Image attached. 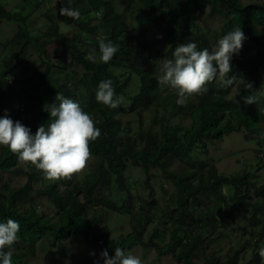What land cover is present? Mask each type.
Returning a JSON list of instances; mask_svg holds the SVG:
<instances>
[{
	"label": "trees",
	"instance_id": "1",
	"mask_svg": "<svg viewBox=\"0 0 264 264\" xmlns=\"http://www.w3.org/2000/svg\"><path fill=\"white\" fill-rule=\"evenodd\" d=\"M33 1L36 7L44 2ZM19 7L20 10H11L0 0V23L18 27L14 36L3 43L8 53L0 60V114L9 110L16 95L19 105L8 115L34 134L50 120L45 106L53 104L61 92L81 105L101 135L90 142L95 162L83 183L74 175L70 180H61L63 190L58 183L34 189V181L47 180L43 173L37 168L23 172L18 156L0 146V222L11 218L20 224L18 242L13 245V264H32L45 241L58 243L66 250L67 241L82 237L96 246V256H83L70 264H104L100 255L103 250L114 256L116 247L127 253L138 246L154 247L159 256L172 255L179 264H242L244 251L252 246L250 241L239 240V248L231 247L225 260L220 254L224 248L216 250L210 245L214 241L222 244L228 238L223 229L230 225L235 228L234 221L244 218L247 225L243 233L255 238L253 257L245 264H260L264 201L259 200H264V183L252 180L248 170L240 174L222 173L204 156L208 144L235 131L243 132L245 138L254 142L264 139V96L262 105H258L257 98V86L264 76V2L73 0L72 7L79 10L80 19L60 16L45 29L29 26L31 12L36 8L26 4ZM207 10L222 19L220 29L212 35L199 22ZM96 11L100 14L96 15ZM127 16L131 17L130 23ZM101 27L110 29L99 34ZM150 27L156 31L152 39L145 35ZM237 27L253 43L254 54L236 65L232 59L233 71L229 76H242L252 84V89L246 90L243 85L239 89L236 85L226 88L217 79L206 85L207 92L188 97L186 105H178L176 90L162 88L158 83L162 60L172 58L175 47L181 43L195 42L198 50L211 49L219 38ZM64 29L76 31L70 36ZM101 39L118 47L108 63L98 59ZM42 40L56 50L44 48ZM160 43L161 48L154 50ZM32 49L36 58L30 57ZM91 50L96 51V63L85 58ZM26 60L30 61V73L17 82L14 62ZM72 61L81 72L71 67ZM109 79L116 95L124 97L115 109L96 100L99 82ZM247 95L255 96L256 102L245 104L243 97ZM144 110L152 112L146 128L133 130L120 118L129 112L141 116ZM176 116H188L191 122L173 123ZM130 165L144 172L142 183L151 191L150 198L136 196L135 186L127 177ZM19 171L29 177L25 184L15 187L1 182L3 175ZM158 172L170 184L163 185L164 193H169L163 202L157 201L151 185ZM40 191L48 196L54 216L38 209L36 193ZM252 194L259 199L253 200ZM101 208L116 214L134 211L133 230L113 236L110 225L100 226L97 212ZM154 222V229L146 238L148 227Z\"/></svg>",
	"mask_w": 264,
	"mask_h": 264
},
{
	"label": "clouds",
	"instance_id": "2",
	"mask_svg": "<svg viewBox=\"0 0 264 264\" xmlns=\"http://www.w3.org/2000/svg\"><path fill=\"white\" fill-rule=\"evenodd\" d=\"M60 2L66 6L59 8V15L80 19L79 10L72 7L73 0ZM246 39L244 32L237 27L219 38L211 49L205 47L198 50L195 42L181 43L175 47L172 58L162 60L158 83L162 88L176 90L178 105H186L188 97L204 94L208 90L206 85L217 79L226 88L236 85L239 89L243 85L246 90H251L252 84L242 76H229L233 71L232 57L239 53ZM117 51L118 47L112 41L101 39L98 59L108 63ZM85 58L96 63V51H89ZM95 95L98 102L113 109L124 101L123 96L116 95L110 79L99 82ZM243 100L245 104H251L256 102V97L247 95ZM45 110L51 118L47 124L39 126L34 134L5 111L0 116V146L8 147L22 163L35 166L47 180H70L87 167L91 159L90 142L101 135L100 129L77 101L65 97L61 92L57 93L53 104L45 106ZM19 231L20 224L14 219L0 222V264H13V245L18 242ZM100 255L104 258V264H142L140 257L131 252L126 254L121 247L115 248L114 256H109L106 249ZM259 256L264 261V247L259 249Z\"/></svg>",
	"mask_w": 264,
	"mask_h": 264
},
{
	"label": "rangeland",
	"instance_id": "3",
	"mask_svg": "<svg viewBox=\"0 0 264 264\" xmlns=\"http://www.w3.org/2000/svg\"><path fill=\"white\" fill-rule=\"evenodd\" d=\"M60 0H44L43 3L40 4L39 7H36L35 1L26 2L25 0H2V2L6 3L7 7L11 10H20V5H27L31 9L36 8L34 11L31 12L29 26L32 28L37 29H45L46 26L53 21V19L60 20L59 15V8H60ZM246 3L251 2H258L262 3L264 0H245ZM98 11H96L97 15ZM57 14V16H56ZM100 14V13H98ZM99 18V17H96ZM127 22H131V17L127 16ZM200 25L202 26L203 30L210 35L214 34L216 30H219L222 24V19L215 14H211L210 11H206L205 14L200 19ZM102 26V25H101ZM16 24H11L8 22L0 23V60L2 61L3 56L8 53V50L3 47V43L7 38H11L14 36L17 30ZM110 28L108 27H101L99 30V34H103L109 31ZM66 32L68 29H64ZM76 30L68 31V34L72 36ZM89 33L88 31H86ZM156 31L153 27H150L146 30L145 35L147 38L152 39L154 38ZM262 33L264 35V27H262ZM213 38V36H212ZM211 38V39H212ZM42 46L44 48L51 50H56V47L52 46L49 42H45L42 40ZM161 43L156 46L154 50L160 49ZM254 54V45L253 43L247 38L243 42V47L239 51L238 54H234L232 59L236 61L233 65H236L237 62H243L250 59L251 56ZM30 57L36 58V52L32 49L30 51ZM29 60L24 62L15 61L16 68H14V77L15 81L18 82L20 78H24L30 73V66ZM71 67H74L79 72H81L80 67L76 66L75 63L71 62ZM72 82V81H71ZM135 83V78L133 79L132 83ZM73 83V82H72ZM73 86V84H72ZM257 98L260 99L258 105H262V98L264 96V76L261 77L259 80ZM235 91L231 92V95L234 94ZM14 99L10 102L9 110H6L7 113L15 112L16 108L19 105V99L15 95ZM0 116H3L0 114ZM151 116L152 112L150 110H144L141 112V116L139 113L129 112L127 114L121 115L120 118L122 122L126 126H131L133 130L140 129L141 126L145 128L149 126L151 123ZM27 119V118H26ZM173 123H182L183 125H189L191 119L188 116H176L173 117ZM143 124V125H142ZM263 141V142H261ZM259 142H254L250 139L244 137L243 132L235 131L230 133L229 135H225L222 139L217 140L215 143L208 144V151L205 153L204 156L206 159L213 161L220 172L226 174H240L245 172L246 170L250 171L252 174V180L258 182V184L264 183V139ZM95 162L94 156L91 155V159L88 162L87 167L79 174L75 175V177L79 180V182L83 183L84 179L86 178V174L90 171V168ZM23 172H31L32 169L36 168L35 166L31 165L30 163H22L21 164ZM251 169H253L251 171ZM258 174L261 178L257 179L256 175ZM127 177L129 182H133L134 189L136 190V196L139 197H148L151 196V191L146 189V185L142 183L145 179V174L141 170L140 167L130 165V168L127 172ZM29 179V177L25 173H9L3 175L1 178V182H8L12 186H20L25 184V182ZM49 183H58L60 184V188L64 189V184L59 181H50V180H43L42 182L34 181L32 183L34 189L41 190L43 187L48 185ZM164 184L169 183L166 182L165 178L158 172L157 178L151 181L152 188L154 189L153 192L157 198V201L163 202L168 196L169 193H164ZM172 187H169L171 190ZM36 204L38 205V209L40 211H45L51 215H55V210L50 204L49 198L46 194L42 191L40 193H36ZM253 200H258L259 198L252 194ZM137 201V199H136ZM259 201H264L260 199ZM135 208L139 209V205L137 202ZM134 213V211H133ZM116 214L112 213L106 208L98 209V216L101 219L100 226H104L106 224L112 227V235L117 237L120 234H127L128 232L133 230V224L135 221L132 222L131 214ZM150 224L148 227V232L146 234V238L149 237L151 232L154 229V225ZM247 225V222L244 219L235 220L233 226L230 225L227 229H223L224 233L228 232V238H226L222 244L217 243L214 241L211 243L210 248L220 250L221 247L224 250L220 251L221 257L225 260L229 256L230 248H239V240L244 243L245 241H250L251 247L247 248L244 251L242 264H245L253 257V245L255 244V238H252L249 233H243L244 227ZM230 233V234H229ZM230 235V237H229ZM66 246L68 249L63 250L58 243H51L49 241H45L44 245L37 249L36 255L32 260V264H70L71 260L79 261L80 258L83 256H90L95 257V245L87 242L84 238H73L67 241ZM261 248V247H259ZM128 252L140 257L142 260V264H179L177 260L172 255H165L159 256L157 250L154 247H136ZM127 252V253H128ZM126 253V254H127ZM79 264V263H77ZM260 264H264V261L261 260Z\"/></svg>",
	"mask_w": 264,
	"mask_h": 264
}]
</instances>
